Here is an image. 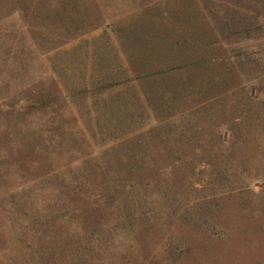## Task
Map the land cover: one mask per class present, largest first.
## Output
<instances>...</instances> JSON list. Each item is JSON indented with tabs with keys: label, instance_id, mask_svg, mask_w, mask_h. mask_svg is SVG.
I'll list each match as a JSON object with an SVG mask.
<instances>
[{
	"label": "rangeland",
	"instance_id": "1",
	"mask_svg": "<svg viewBox=\"0 0 264 264\" xmlns=\"http://www.w3.org/2000/svg\"><path fill=\"white\" fill-rule=\"evenodd\" d=\"M0 264H264V0H0Z\"/></svg>",
	"mask_w": 264,
	"mask_h": 264
}]
</instances>
